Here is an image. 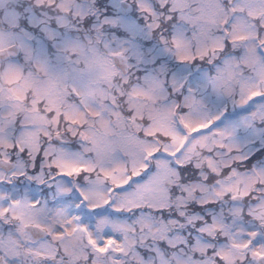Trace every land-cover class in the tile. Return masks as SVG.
I'll return each mask as SVG.
<instances>
[{
  "label": "snow or ice",
  "instance_id": "obj_1",
  "mask_svg": "<svg viewBox=\"0 0 264 264\" xmlns=\"http://www.w3.org/2000/svg\"><path fill=\"white\" fill-rule=\"evenodd\" d=\"M0 264H264V0H0Z\"/></svg>",
  "mask_w": 264,
  "mask_h": 264
}]
</instances>
